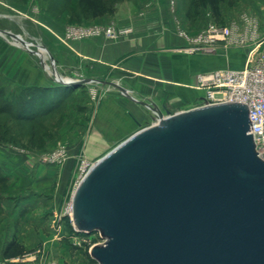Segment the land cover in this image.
Masks as SVG:
<instances>
[{
	"label": "water",
	"instance_id": "95a60500",
	"mask_svg": "<svg viewBox=\"0 0 264 264\" xmlns=\"http://www.w3.org/2000/svg\"><path fill=\"white\" fill-rule=\"evenodd\" d=\"M77 82L76 80H72ZM117 88L126 93L120 86ZM98 159L72 196L98 264H264V160L248 106L171 113Z\"/></svg>",
	"mask_w": 264,
	"mask_h": 264
},
{
	"label": "crops",
	"instance_id": "0c3cea01",
	"mask_svg": "<svg viewBox=\"0 0 264 264\" xmlns=\"http://www.w3.org/2000/svg\"><path fill=\"white\" fill-rule=\"evenodd\" d=\"M249 20L255 26L247 24ZM211 22L233 29L230 42L217 41L216 52L190 51L191 42L180 31L196 38ZM87 23H115L130 32L116 40L93 38L65 43L59 40L65 24H58L34 0H0V86L7 91L20 88L53 93L56 86L46 67L50 59L40 57L36 46L27 48L9 42V37L1 32L40 42L59 75L77 73L86 80L80 81L82 88L96 90V99L90 104L85 102L82 108L92 119L86 145L100 146L101 153L107 146H116L152 123V112L140 102H153L164 112L192 109L204 95L198 83L200 74L243 68L255 47L258 53H264V0H221L218 17L213 16L208 6L193 7L192 0H125L115 15L97 17ZM19 169L18 194L30 189L29 198L20 201L13 211L19 229H24L26 221L33 231L38 223L51 225L52 199L67 190L64 186L67 177L58 168L39 165L35 159L21 162ZM35 174L44 190L58 183L51 203L43 209L33 207ZM25 214L30 218L24 219ZM42 214L50 218L38 220Z\"/></svg>",
	"mask_w": 264,
	"mask_h": 264
},
{
	"label": "rangeland",
	"instance_id": "374dc122",
	"mask_svg": "<svg viewBox=\"0 0 264 264\" xmlns=\"http://www.w3.org/2000/svg\"><path fill=\"white\" fill-rule=\"evenodd\" d=\"M34 1L40 10L52 15L58 24H65L64 31L68 26L119 27L115 23H87L94 18H86L78 14V0ZM103 2L107 7L113 8L112 14L103 16L108 17L115 15L125 0H103ZM63 34L59 40L61 38L64 41ZM28 42L36 45L34 41L28 40ZM50 65L51 62L48 66ZM48 70L46 71L56 86L52 94H46L39 89L13 88L7 91L0 86V161H2L0 163V264H98L90 255V249L95 245L104 244L105 241L97 232L87 234L75 231L64 212L72 197L70 192L76 187L77 171L81 161L86 159L95 163L118 144L107 146L102 153L100 146L86 145L85 138L88 136L92 119L82 106L85 102L90 104L96 99L93 97V92L97 97L96 90L82 88L80 81L86 80L77 73L69 76L61 75L63 78L77 82L62 83L57 76L50 73V68ZM59 150L64 151L65 154L62 161L43 162L45 157ZM29 159H35L39 165L58 168V172L68 180L64 183L67 190L59 197L54 193L58 183L52 189L44 190L43 184L38 183L40 181L35 174L36 177L32 180L35 188L31 191L34 192V200H36L33 207L43 209L45 205L51 203L52 194L55 195L52 199L54 212L51 225L43 226L38 223L35 231L28 229L27 221L25 222L27 224L22 225L24 229L20 230V224L13 214L19 202L28 199L30 195V189L18 194L19 168L21 162H27ZM25 179L27 180V177ZM48 216L39 215L38 220L49 219ZM26 217L30 218L25 214L23 218ZM13 240L25 247V253L15 259H5L3 256L5 247Z\"/></svg>",
	"mask_w": 264,
	"mask_h": 264
},
{
	"label": "built area",
	"instance_id": "2783aa9c",
	"mask_svg": "<svg viewBox=\"0 0 264 264\" xmlns=\"http://www.w3.org/2000/svg\"><path fill=\"white\" fill-rule=\"evenodd\" d=\"M247 24L255 26L253 20L247 21ZM128 32H130V29L119 28L115 25L68 26L64 31L63 39L67 42L102 37L116 40ZM180 33L191 42L190 51L209 50L216 52L217 41H223L228 44L233 36V29L231 27H220L216 22H211L206 30L196 38H190L184 31H180ZM252 35L253 37L256 36L255 30H253ZM258 52L259 50L256 47L250 51L243 68L218 69L200 74L198 83L204 95L196 107L221 103H242L247 105L251 120L250 134L253 135L258 156L264 160V53ZM93 97L96 98L94 92ZM153 123L154 121L152 120L151 124ZM64 156V151L59 150L45 157L43 162H60ZM94 164L86 159L81 161L77 171L76 187ZM72 214L71 197V200L66 205L64 215L68 216L73 224ZM73 229L77 231L74 224Z\"/></svg>",
	"mask_w": 264,
	"mask_h": 264
},
{
	"label": "trees",
	"instance_id": "16d2710c",
	"mask_svg": "<svg viewBox=\"0 0 264 264\" xmlns=\"http://www.w3.org/2000/svg\"><path fill=\"white\" fill-rule=\"evenodd\" d=\"M221 0H192V6L195 8L204 6L210 7L214 17L219 16V3ZM78 14L83 17L97 18L105 14H112L113 8L107 7L103 0H78ZM25 253V247L17 241H11L4 250L5 259H15Z\"/></svg>",
	"mask_w": 264,
	"mask_h": 264
},
{
	"label": "bare ground",
	"instance_id": "6f19581e",
	"mask_svg": "<svg viewBox=\"0 0 264 264\" xmlns=\"http://www.w3.org/2000/svg\"><path fill=\"white\" fill-rule=\"evenodd\" d=\"M5 37H9L8 40L9 42H12L16 45H19V46H22V47H27V48H30V46H36L37 47V54L39 56H41L44 60L46 59H50L51 61V65L50 66H46L48 68H50V72L62 82V83H70L73 79H68V78H63L61 75H59L56 71V69H54V62H53V59L50 57V55L48 54L47 52V49L40 43H36L33 44L31 42H28L26 41L21 35H17V34H13L11 32H8V31H4V32H1ZM82 82V81H81ZM171 112V111H170ZM173 113V112H171Z\"/></svg>",
	"mask_w": 264,
	"mask_h": 264
}]
</instances>
